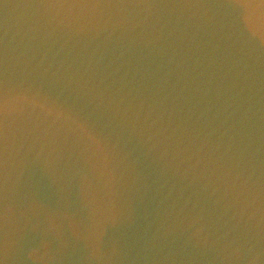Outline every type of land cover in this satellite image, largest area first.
<instances>
[{
	"label": "water",
	"instance_id": "water-1",
	"mask_svg": "<svg viewBox=\"0 0 264 264\" xmlns=\"http://www.w3.org/2000/svg\"><path fill=\"white\" fill-rule=\"evenodd\" d=\"M0 264H264V0H0Z\"/></svg>",
	"mask_w": 264,
	"mask_h": 264
}]
</instances>
